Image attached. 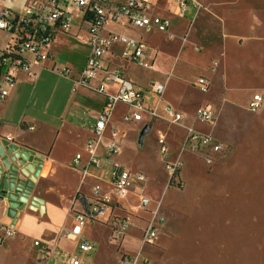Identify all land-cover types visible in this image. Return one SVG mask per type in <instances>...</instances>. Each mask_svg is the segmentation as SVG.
<instances>
[{
	"label": "crops",
	"instance_id": "crops-1",
	"mask_svg": "<svg viewBox=\"0 0 264 264\" xmlns=\"http://www.w3.org/2000/svg\"><path fill=\"white\" fill-rule=\"evenodd\" d=\"M27 1L15 0L12 3V7L18 8L24 3H27ZM239 2L242 5H254L252 0H232L233 21L237 26L247 29L248 33L247 35L237 34L234 36L236 38L238 37L237 45L239 46L238 42L242 39V46L248 42L250 44L251 42H259L260 45H263L261 41L264 37L261 35H264V32L259 27L257 11L249 8L243 11L239 8L240 6H237ZM260 3L263 4L264 0H261L257 5ZM145 10L149 16L167 18L170 23L168 31L160 32L155 28L146 31L129 27L123 23L120 25L115 22H110L102 30V35H107L109 31H113L145 43L143 36L151 31L165 34L163 43H172L173 45L170 56L174 60V65H172L170 71L161 70L159 72L162 67L160 59L164 57L163 51L159 48L160 46L156 49H148L146 46L144 60L151 63V69H144L136 62L126 59L124 57L126 47L120 42H114L110 46L105 53L104 62L111 70L121 69L126 78L130 79L136 87L144 91L145 97L149 99L151 104H154L157 100L156 94L152 89L153 85L157 83L164 84L165 88L162 101L158 106L159 116L148 120V124L150 125V129L154 128L156 130L154 138L159 162V167L156 170L163 173V179L168 184L164 160L158 150V133L161 132L165 135L167 153L170 158H174L182 147L190 128L202 133L211 134L219 140L214 134L218 115L223 112L227 121L230 120L232 125L235 124L236 121H239L241 117L245 116V110H248L247 105L252 96L248 97L245 108L237 106L236 88L228 84L227 80L229 76L227 77L226 74L219 77L213 83L212 89V81L208 76L203 74L204 71L211 67L210 52L206 49H196L193 40L189 38L188 40L183 39L187 32L190 15L177 13L175 7L169 0H150ZM170 12L176 16V19L181 24V28L173 30L174 20L170 17ZM75 18L77 20H75L74 25L72 27L70 26L73 29L71 30L72 32L65 34L61 30L55 31L50 43V53L52 56L43 62L44 66L42 68L35 67L39 71L36 80L30 81L22 73L17 75L15 87L11 90L6 101L0 103V139L6 138L9 142L30 148L44 155L39 177L34 183L30 196L24 205V209L20 211L16 222L13 224L16 230L13 237L28 241L31 248L35 247L39 260H41L40 248L34 245V241L37 240L40 241L42 247L48 250L54 249L53 258L55 260L56 258H61V255L65 253L78 254L82 260V264H91L93 263L92 255L97 252L96 242L90 236L91 230H98L97 225L106 226L108 228L107 232L110 235V226L109 224L87 219L82 228V237L91 241L94 249L91 253H78V240H69L63 234L64 230L70 229L75 223L74 214L82 209L83 205L86 206L87 201L103 200L113 203V212L117 210L114 212L117 216H122L125 212L132 213L135 210L136 213L134 214L138 217L137 215L143 209H139L137 205L133 206L129 204L128 197L136 196L138 199V191L140 189H143L146 193L148 192L146 185L135 183L131 186L126 197L119 198L113 191L110 177L106 171L109 168L107 158H102L100 165H91L88 163L89 160L85 150V143L91 135L94 121L104 105L105 97L102 93L91 88L83 87H77L73 91L74 82L71 78L67 77H63L65 81L61 85L58 82L53 83L43 78L39 82H36L41 78L44 71L58 74L56 72L57 68L69 67L72 76L75 78L84 67L83 65L80 68L76 67L70 60L64 62H60L59 60L62 55L69 56L76 63L78 59L77 55L79 54L78 44L89 47L82 40V38L87 36V23L78 14H75ZM256 45H258L259 57L264 59V54L259 50L260 45L258 43ZM89 51L90 47L82 54L84 64ZM156 59L157 61L155 63ZM227 67L230 69V74L232 79L236 81V84L243 77L242 71L244 67H248L251 74H254V71L257 69L255 63L245 62L238 54L232 57L231 62L225 65L224 68L227 69ZM179 69H184L186 74L180 72ZM141 70L147 71V75L143 76L140 74ZM155 71L157 74L154 73ZM200 75L205 76L209 81V90L207 93L199 92L193 84ZM258 76L263 78L261 73ZM175 77L180 81L181 89L178 92L170 93L169 85ZM92 84L96 85L97 81H93ZM30 85L34 90L37 88V93L34 94L33 91V93L27 96ZM217 86H220V90L218 91L215 89ZM195 93L205 94L206 96L202 100L194 103L192 99L195 98ZM204 103H209L213 107L217 117L213 124H208L195 118L196 109ZM165 105L183 115L180 124L176 125L178 127L177 129H171L170 127L166 129L165 125L175 124L168 122L164 118L163 106ZM125 109L126 107L124 105L117 108L114 113L117 118H115V122L113 123L120 125L119 127L123 131L121 143L123 144L124 139L125 146L128 150H131L133 137H136V135L137 138L139 137L144 122L126 124L121 121V111L123 113ZM113 119L112 117V121ZM169 132L178 139V142L174 141V150H172V142L169 143L168 141ZM179 137L182 139L179 140ZM97 151L103 155L104 151L101 145L97 148ZM76 153H81L79 169L72 166V160ZM112 159L116 161V157ZM82 170H84V173ZM131 171L142 173L134 169ZM145 176L147 181L149 175L145 174ZM176 178L179 182L182 181L180 170ZM94 188L97 189L96 194L94 193ZM2 206L3 204L0 202L1 219ZM9 224L11 225V222ZM5 240L1 244H4Z\"/></svg>",
	"mask_w": 264,
	"mask_h": 264
},
{
	"label": "rangeland",
	"instance_id": "rangeland-1",
	"mask_svg": "<svg viewBox=\"0 0 264 264\" xmlns=\"http://www.w3.org/2000/svg\"><path fill=\"white\" fill-rule=\"evenodd\" d=\"M200 1L202 7L196 17L189 21L183 39L193 40L198 50H208L211 66L217 63L215 70L209 67L203 74L212 81V89L219 77L224 74L229 76L228 84L236 88L237 106L245 108L248 97L255 93L261 95L262 105L253 112L245 110V116L240 120L236 118L239 121L233 125L230 120L227 121L223 112L218 115L214 134L219 138L217 140L224 151L211 164L198 154L183 152L180 184L177 180L166 184L163 173L156 170L159 162L154 128L147 131L140 142L137 135L134 136L131 150L127 149L123 139L121 152L115 156L116 161L130 170L149 175L144 183L148 193L144 190L142 193L149 198L150 203L138 217L134 214L135 210L130 212V226L122 241L109 235L106 226L97 225L98 230H91L90 236L97 245L91 264H125L126 258L130 263L137 258L136 264H264V59L259 57L256 45H260L259 42H248L242 46V39L237 45L238 37L234 36L248 33L247 29L237 26L233 21L232 0ZM260 1L252 0L254 5H242L239 2L237 6L243 11L255 9L259 27L264 32V3L257 5ZM170 14L174 20L173 30L181 28L176 16L172 12ZM75 20H71V27ZM71 30L69 28L64 33H70ZM8 36L6 31L0 30V47L5 44ZM143 39L148 49L160 46L164 53L160 59L162 67L159 72L170 71L174 65L170 56L173 45L163 43L165 34L151 31ZM261 43L263 45H260L259 50L264 54V38ZM78 45L76 63L71 57L63 55L59 58L60 62L70 60L76 67L84 66L82 54L89 47ZM237 54L245 62L257 66L254 74H251L248 67H244L238 85L232 79L230 69L224 68ZM179 71L186 74L184 69ZM146 72L141 70L140 74L146 76ZM154 73L157 74L156 71ZM259 73L263 78L258 76ZM42 78L60 85L65 81L58 74L45 71L36 82ZM179 82L176 77L171 80L170 93L180 91ZM220 86L215 89L220 90ZM33 91L37 93V88L34 90L30 85L27 96ZM195 95L192 99L194 103L206 96L199 93ZM113 118L115 122L116 114ZM165 126L166 129L178 128L176 125ZM168 141L172 142L174 150V141L178 142V139L169 132ZM128 203L138 205L137 197L129 196ZM157 204V239L154 244H141L142 227L152 217ZM0 264L43 263L37 258L35 247L31 248L28 241L13 237L6 239L4 244L0 243Z\"/></svg>",
	"mask_w": 264,
	"mask_h": 264
},
{
	"label": "built area",
	"instance_id": "built-area-1",
	"mask_svg": "<svg viewBox=\"0 0 264 264\" xmlns=\"http://www.w3.org/2000/svg\"><path fill=\"white\" fill-rule=\"evenodd\" d=\"M15 0H0V30L6 31L9 36L5 44L0 47V103H4L11 90L17 83V75L24 74L30 81L38 78V69L42 68L43 62L50 58V43L56 30L66 32L71 26V20L75 14L81 16L87 23V36L82 38L90 51L85 60L84 67L74 78L69 67L57 68L56 72L62 77L71 78L74 82L73 91L77 87L91 88L105 97L102 110L97 115L92 133L87 138L85 150L88 155V163L100 165L102 158H107L109 168L106 170L115 195L124 198L129 193L133 184L143 185L146 176L143 173L132 172L112 158L121 152L122 128L113 123L112 117L119 106L126 109L121 111V121L126 124L144 122L148 124L151 118L158 117V106L162 101L164 84L157 83L152 89L157 100L151 104L145 97L144 91L123 74L117 68L109 69L105 61V53L114 42L123 43L126 47L124 57L132 60L140 66L151 69V63L144 60L146 44L137 39L129 38L121 33L109 31L102 35L104 27L115 22L122 23L132 28L150 30L155 28L160 32H167L169 20L161 16H149L146 7L150 0H32L18 8L12 7ZM177 13L190 15V20L198 14L202 3L200 0H169ZM217 63L211 66L215 70ZM97 81L93 85V81ZM201 93L209 90L208 79L200 75L193 82ZM262 97L255 93L248 102L247 109L250 112L258 110L262 105ZM165 119L175 125H179L183 115L174 111L171 107L163 106ZM1 118V117H0ZM195 118L208 124L215 123L217 117L213 107L204 103L195 111ZM157 144L160 155L164 160V167L168 176V184L177 180L176 175L183 165L182 153L190 152L198 154L208 164L218 157L223 151L222 144L211 134L202 133L194 129L188 130V135L174 158L167 153L166 138L161 132L157 135ZM103 147V155L97 148ZM81 153H76L72 166L79 169ZM84 173V170H82ZM178 181V180H177ZM180 184V182H178ZM138 192L139 209L145 210L149 205V198ZM144 192V191H143ZM94 193L97 189L94 188ZM157 204L152 212V217L146 220L140 234L141 244H154L157 239L155 221L158 214ZM87 219L109 224L111 235L120 241L126 235L131 221L130 212L122 216L113 213V203L106 201H87L86 206L74 214L75 223L70 229L63 231L66 238L72 241L78 240V253H91L94 245L91 241L82 237V228ZM14 225L2 223L0 216V243L15 235ZM34 245L40 248V259L43 264H82L78 254H62L61 258H53L54 249L42 247L40 241H34ZM137 258L130 263L128 258L125 264H136Z\"/></svg>",
	"mask_w": 264,
	"mask_h": 264
},
{
	"label": "water",
	"instance_id": "water-1",
	"mask_svg": "<svg viewBox=\"0 0 264 264\" xmlns=\"http://www.w3.org/2000/svg\"><path fill=\"white\" fill-rule=\"evenodd\" d=\"M150 125L143 126L138 142ZM44 155L24 146L0 139V202L2 223L13 225L39 177Z\"/></svg>",
	"mask_w": 264,
	"mask_h": 264
},
{
	"label": "trees",
	"instance_id": "trees-1",
	"mask_svg": "<svg viewBox=\"0 0 264 264\" xmlns=\"http://www.w3.org/2000/svg\"><path fill=\"white\" fill-rule=\"evenodd\" d=\"M112 204V203H111Z\"/></svg>",
	"mask_w": 264,
	"mask_h": 264
}]
</instances>
